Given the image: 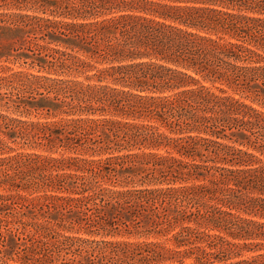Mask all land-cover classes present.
<instances>
[{
	"label": "trees",
	"instance_id": "obj_1",
	"mask_svg": "<svg viewBox=\"0 0 264 264\" xmlns=\"http://www.w3.org/2000/svg\"><path fill=\"white\" fill-rule=\"evenodd\" d=\"M0 59V260L264 264V0H0Z\"/></svg>",
	"mask_w": 264,
	"mask_h": 264
},
{
	"label": "rangeland",
	"instance_id": "obj_2",
	"mask_svg": "<svg viewBox=\"0 0 264 264\" xmlns=\"http://www.w3.org/2000/svg\"><path fill=\"white\" fill-rule=\"evenodd\" d=\"M10 65L12 66L14 69H22V70H33L32 68L29 67L28 63H24L22 62V60L20 59H9V60H4V59H0V66L3 65ZM81 77V76H80ZM10 145L15 147L17 150H28L27 148H23L21 145L10 142ZM13 152V151H10ZM177 230V228L175 229ZM118 238H129V239H147V240H154L157 241L159 244L155 245V246H143L142 248V252L143 255L147 254L149 250L152 249H156L159 252H162L165 256L169 255V248H175V243H174V238L172 236V232H168L166 234H154V235H149V236H117ZM133 246H129V248L127 249H133ZM186 247L185 245L182 246L181 248ZM121 251L124 250V248H122L120 246L119 248ZM262 251H264V247L261 249ZM120 251V255L122 257V253ZM252 251H247V250H243L242 254L238 255V256H234L232 257V259H237V258H241V257H246L249 256L250 254H252ZM147 256V255H146ZM124 258V257H122ZM143 258V257H141ZM125 261H131V262H140L139 264H162L164 262H169L170 264H189L190 262L193 261V257L192 256H185L182 258V263H180V261H178L177 259H169V258H161L159 260H154V261H148V259H140V257L136 256V257H131L130 255L127 256L125 259ZM0 264H22L19 260H14V259H6V260H0Z\"/></svg>",
	"mask_w": 264,
	"mask_h": 264
}]
</instances>
